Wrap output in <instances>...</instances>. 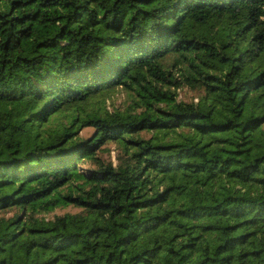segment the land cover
I'll use <instances>...</instances> for the list:
<instances>
[{
    "label": "trees",
    "instance_id": "1",
    "mask_svg": "<svg viewBox=\"0 0 264 264\" xmlns=\"http://www.w3.org/2000/svg\"><path fill=\"white\" fill-rule=\"evenodd\" d=\"M0 264H264V0H0Z\"/></svg>",
    "mask_w": 264,
    "mask_h": 264
},
{
    "label": "rangeland",
    "instance_id": "2",
    "mask_svg": "<svg viewBox=\"0 0 264 264\" xmlns=\"http://www.w3.org/2000/svg\"><path fill=\"white\" fill-rule=\"evenodd\" d=\"M178 96L182 99L190 100L193 96H195V92L193 90L188 89L187 87H184V88L179 89V95ZM125 100H127L126 92L118 90L112 95V97L110 99L107 100V102L109 104V108H112L113 106H117V105H120L122 102H125ZM92 131H93V127L87 126L81 130V134L84 136H88L92 133ZM109 145H111L112 148L114 147V145L112 143ZM108 155L109 154H107V153L104 154L105 157H108ZM110 155H111L112 159H114L113 158V155H114L113 151L110 153ZM82 165L90 166L91 164H89L88 161H84V162H82ZM78 209H79V207H77V206L67 205V206L62 207V208H56L54 212L63 213L64 211H67V210L68 211H76ZM12 212L13 211H8L7 215L11 214ZM51 214L52 213H50V215Z\"/></svg>",
    "mask_w": 264,
    "mask_h": 264
}]
</instances>
